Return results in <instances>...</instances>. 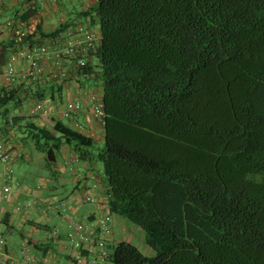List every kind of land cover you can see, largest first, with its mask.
Here are the masks:
<instances>
[{
	"label": "trees",
	"instance_id": "1",
	"mask_svg": "<svg viewBox=\"0 0 264 264\" xmlns=\"http://www.w3.org/2000/svg\"><path fill=\"white\" fill-rule=\"evenodd\" d=\"M29 1L21 31L0 42V68L20 50L61 48L79 26L92 31L76 19L98 27L97 40L51 56L40 81L16 74L0 86V134L31 145L47 170L62 146L78 151L75 163H99L101 184L90 178L103 187L111 223L97 264H264V0H92L49 31L41 1ZM94 77L100 143L77 118L85 111L53 115L66 82ZM33 100L46 101L49 123L28 115ZM116 217L141 239L110 242Z\"/></svg>",
	"mask_w": 264,
	"mask_h": 264
},
{
	"label": "crops",
	"instance_id": "2",
	"mask_svg": "<svg viewBox=\"0 0 264 264\" xmlns=\"http://www.w3.org/2000/svg\"><path fill=\"white\" fill-rule=\"evenodd\" d=\"M26 1L28 0H13L0 6V42L6 41L11 33L15 32L18 34L21 31L20 24H16V22L18 17L24 12V9L28 7ZM71 1L64 0L63 3L56 7L42 6L40 18L44 31L52 30L57 22H62L66 18L73 17L75 20L77 13L85 11L92 4V0H74L76 5ZM8 21L13 22L12 26L2 30L1 26ZM75 21L88 25L98 35V27L91 26L86 19H80V21L76 19ZM29 24L30 22L27 21L26 25ZM31 27L29 29H32ZM24 67L22 63H18V78L21 77L25 70ZM46 67L45 70H47ZM3 74L4 68L2 67L0 68V86L7 85V83H3ZM83 83L78 86L75 82H68L67 87H62L60 91L62 103L66 98L79 99L82 96H87L88 92L98 91L100 93L101 89L96 77L85 80V83ZM41 84L42 87L46 85ZM40 85L39 88L41 87ZM67 89H70V93H68ZM19 111L22 110H13V114ZM85 114L83 113V115L77 118L85 123L86 129L93 136L96 143H100L103 133L102 128L97 123L89 121ZM44 119L37 118L36 120L42 123L46 121ZM0 140L9 143L12 149H15L20 154V158L14 163L13 167L20 165L19 175H21L20 177L19 175L15 177L21 183V187L14 189L7 199L0 198V241H2L0 243V263L19 264L21 261L20 246L21 241L24 239L31 248L32 257L37 259L41 264H71L73 252L68 245L65 226L67 218L72 216L78 221L85 222L107 212L102 185H100L98 191H92L91 189L92 180L90 177H94L95 180L97 179L100 184L102 182L100 179L101 166L99 163L91 160L90 162L78 160L75 163V159L79 158L78 151L69 146H62L53 167L47 170L48 176H40L38 171L34 172V174L27 173V169L24 168L25 163L34 162L40 166H44L43 155L36 152L31 145H24L18 137H14L13 133L0 134ZM78 174H80V179L77 178ZM29 175L38 177L39 183L37 184V189H35L36 185L27 178ZM42 183L46 184L43 185ZM1 185L2 174L0 165V188ZM65 188L72 189L66 190ZM58 189H63L68 194L58 198L59 209L57 208V212L52 210L53 207H56L53 203L52 208L51 206H49V209L47 208L48 202L46 200L57 198L55 191ZM85 193L98 198L100 210L96 212L92 205L82 202L81 196ZM29 200L33 201L32 207L26 209L23 207V204ZM18 205H20L19 210L16 209ZM61 209H64V211ZM48 218L55 220V225L50 226ZM113 220L112 234L109 238L110 242L116 243L119 240H123L136 243L141 239V234L137 232V229L131 227L118 217ZM51 230L58 231V238L54 241L47 239L48 232ZM99 264L105 263L100 262Z\"/></svg>",
	"mask_w": 264,
	"mask_h": 264
},
{
	"label": "built area",
	"instance_id": "3",
	"mask_svg": "<svg viewBox=\"0 0 264 264\" xmlns=\"http://www.w3.org/2000/svg\"><path fill=\"white\" fill-rule=\"evenodd\" d=\"M33 0H30L31 4ZM41 5L47 7H54L61 4L64 0H40ZM5 25L9 23H4L1 26L3 30ZM84 26H79L76 28L75 36L67 33V38L69 37L68 43L62 45L61 48H52L48 45H43L39 48L20 50L16 55H10L5 63L3 82L11 83L14 81L17 74V65L20 62L28 65L27 71L23 72L20 79L23 83L28 85L29 81H40V78L45 72L44 64L51 58V56L58 58L59 54L71 55L76 50L87 51L94 42H96V36L94 32L87 30ZM88 48V49H87ZM87 49V50H86ZM78 64L83 66L84 63L79 61ZM58 72V71H57ZM58 74V73H57ZM56 73L49 74L51 78H57V81L63 82L67 81L68 76L61 73L59 77ZM59 78V80H58ZM68 82H66L67 84ZM68 85L64 86L67 87ZM70 93V89H67ZM66 98V97H65ZM85 111V112H84ZM87 112V118L89 121L95 122L102 127V122L104 118V112L102 108L101 99L97 92H88L87 96H82L79 99H65L60 109L55 110L54 114L58 119L67 120L74 113ZM50 110L46 106L45 100H33L28 108V115L34 116L39 115L41 118L47 119L50 115ZM86 116V114H85ZM78 129L80 126H76ZM82 130V129H81ZM84 132V130H83ZM19 157L18 152L12 149L10 145H3L0 143V164L2 165V185L0 188V198L7 199L14 189L21 187L20 182L14 180L12 175V164ZM80 179V175H77ZM92 191H98L99 185L97 182H93L91 186ZM81 200L84 204H90L95 208L97 212L100 210V202L95 196L88 194H82ZM49 203V202H48ZM47 203V204H48ZM32 202L28 201L23 204V207L30 208ZM52 206V203L50 204ZM17 210L20 209V205L17 206ZM56 211V209H52ZM64 211V209H61ZM110 216L105 213L94 217L91 221H78L75 217H69L66 220L65 226L70 231L68 245L71 249L72 260L71 264H97V258L101 259L104 254L103 239L107 237L110 233ZM57 237V232L53 231L47 236L48 240H54ZM2 241H0L1 243ZM30 246L26 240H23L20 246V256L21 261L19 264H41L37 259L32 257ZM86 251L90 257H86L81 253ZM97 255V256H96ZM96 257V259H95ZM100 261V260H99ZM4 264V263H0ZM48 264V263H47Z\"/></svg>",
	"mask_w": 264,
	"mask_h": 264
},
{
	"label": "rangeland",
	"instance_id": "4",
	"mask_svg": "<svg viewBox=\"0 0 264 264\" xmlns=\"http://www.w3.org/2000/svg\"><path fill=\"white\" fill-rule=\"evenodd\" d=\"M73 4H75L76 5V3H74V0H72L71 1ZM73 4H71V5H73ZM70 5V6H71ZM78 10V9H77ZM6 23V22H5ZM4 24V23H3ZM91 32H93V31H91ZM95 36H96V39H97V35L95 34ZM48 96V95H47ZM46 96V97H47ZM55 101L56 102H59L58 104H61V98L59 99V98H57V99H55ZM51 103L53 104V101H51ZM44 119V118H43ZM44 120H47V119H44ZM44 122H48L49 123V121H44ZM24 168H26L27 169V173H33L34 174V172H36V171H38L39 173H40V176H48L49 174H48V171H47V169L44 167V166H40V165H38V164H36V163H34V162H30V163H25V167ZM19 171H20V165H15L14 167H13V178H15L16 176H18L20 173H19ZM21 175H19V177H20ZM28 179H30V182H32L33 184H35V185H37L38 183H39V181H38V177H36V176H34V175H29L28 177H27ZM43 184V183H42ZM44 185V184H43ZM66 190H71L72 188H65ZM32 191V190H31ZM66 194H68V192L67 191H65V190H63V189H58V190H56L55 191V195H56V197L57 198H54L53 200L52 199H48V200H46L47 202H49L48 203V205H47V208L49 209V206H50V204L51 203H53V205L54 206H56V207H53L52 209H56L57 210V208L59 209V202H58V198L59 197H61V196H63V195H66ZM47 197V196H46ZM48 198V197H47ZM88 205H90V204H88ZM45 210V209H44ZM49 220V223H50V226H53V225H55V223H56V221L55 220H53V219H51V218H48ZM131 226V225H130ZM136 246H138V245H136ZM101 262V261H100ZM102 263V262H101Z\"/></svg>",
	"mask_w": 264,
	"mask_h": 264
},
{
	"label": "clouds",
	"instance_id": "5",
	"mask_svg": "<svg viewBox=\"0 0 264 264\" xmlns=\"http://www.w3.org/2000/svg\"><path fill=\"white\" fill-rule=\"evenodd\" d=\"M27 202H28V201H27ZM30 202H32V203H33V201H30ZM25 203H26V202H25ZM31 207H32V204H31ZM24 208H26V207H24ZM22 241H23V240H22ZM22 241H21V242H22Z\"/></svg>",
	"mask_w": 264,
	"mask_h": 264
}]
</instances>
